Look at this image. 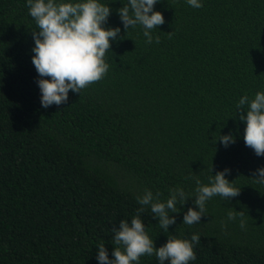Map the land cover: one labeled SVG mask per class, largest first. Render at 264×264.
<instances>
[{
    "label": "trees",
    "instance_id": "trees-1",
    "mask_svg": "<svg viewBox=\"0 0 264 264\" xmlns=\"http://www.w3.org/2000/svg\"><path fill=\"white\" fill-rule=\"evenodd\" d=\"M99 2L111 9L104 27L121 29L107 74L45 109L27 0H0V264H99L101 242L114 259L112 228L131 222L136 197L148 189L166 202L177 187L189 200L169 213L168 232L150 206L140 214L156 248L199 234L189 264H264V185L252 179L264 157L245 145L236 108L264 91V0H201L199 9L158 0L159 44L145 42L141 25L124 29L118 10L128 0ZM229 134L236 142L225 148L219 138ZM225 169L240 195L212 197L198 224H183L196 179L207 185ZM230 210L244 211V229Z\"/></svg>",
    "mask_w": 264,
    "mask_h": 264
},
{
    "label": "clouds",
    "instance_id": "clouds-1",
    "mask_svg": "<svg viewBox=\"0 0 264 264\" xmlns=\"http://www.w3.org/2000/svg\"><path fill=\"white\" fill-rule=\"evenodd\" d=\"M157 2L158 0H128V3L118 10L126 31L137 25L143 26L147 44H152L153 40L157 44L160 43L159 36H152V30L165 23L163 14L154 11ZM187 3L196 9L203 7L201 0H187ZM26 6L38 29L32 32L35 42L32 64L40 77L37 84L41 91L42 107L47 109L52 105L66 104L70 91L81 94L83 89L105 77L109 70V64L104 59L106 52L111 48L110 41L116 40L121 32L118 27H104L111 14L108 6L99 0H81L75 3L27 0ZM167 35L171 38L174 32ZM245 105L248 106L246 115ZM236 108L240 113L239 120L246 123L243 136L245 145L258 157H264V91L257 92L252 100H249L247 95L242 96ZM213 142L216 143L215 139ZM219 142L227 148L236 141L234 136L229 134L220 136ZM230 172V169H225L216 173L214 177L209 178L210 183L207 185L196 179L195 207L189 208L184 214L183 224H198L205 216L206 202L212 197L219 195L228 200L240 195V189L225 178ZM252 179L255 183L264 185V168L253 172ZM169 192L170 197L166 202L161 201V193L153 194L148 189L136 197L141 207L136 210L131 222L122 220L118 228H112L114 259H109L108 250L101 242L96 257L99 264H139L144 255H155L160 264H165V261L169 264H189L197 259L193 246L200 243L199 234L192 235L191 241L169 236L164 246L156 248L140 218L145 207L150 206L159 227L168 232L169 227L176 224L175 217L169 213H177V204L184 205L189 200L181 187L170 189ZM237 216L240 217V228L244 229V211L230 210L227 219L234 221Z\"/></svg>",
    "mask_w": 264,
    "mask_h": 264
}]
</instances>
